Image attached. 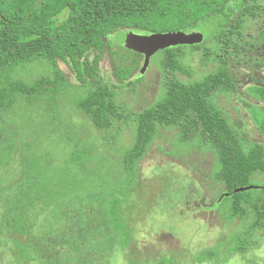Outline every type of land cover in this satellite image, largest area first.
I'll return each instance as SVG.
<instances>
[{
    "label": "trees",
    "instance_id": "1",
    "mask_svg": "<svg viewBox=\"0 0 264 264\" xmlns=\"http://www.w3.org/2000/svg\"><path fill=\"white\" fill-rule=\"evenodd\" d=\"M241 1L248 5L242 6L239 0H0V116L12 113L22 99L32 103L47 98L45 110L54 106L56 111L50 118L44 112L35 116L27 111L19 123L12 121L18 131L0 126V169L20 161V152L25 155V165L19 170L21 179L6 184L9 178H0V247L6 240L12 242L21 256L30 260L35 256L18 237L33 238L35 254L41 259H51L56 255L42 250L43 239L59 246L68 242L69 252L76 254V241L86 244L90 237H96L93 229L97 217L93 215L98 209L90 203L84 210L79 206L87 219L80 215L69 218V223H63L68 232L60 231L51 236L52 226L60 225L71 216L69 212L75 211L72 205L76 200L82 204L84 195L89 198L91 189L101 187L100 182L93 179L91 169L85 166L93 150H73L63 165L52 166L47 159L46 135L54 132L59 121L58 99L71 89L79 94L76 99L79 111L98 130H109L117 127L116 123H125L127 118L133 117L135 141L120 159V175L113 178L117 181H107L104 173L99 178L104 183L103 190L108 187L110 194L99 208L103 215L99 219L102 230L98 233H115L113 238L104 236L105 239L113 242L117 239L122 248L131 244L132 211L124 205H129L133 188L141 182V159L154 141L158 127L164 126L178 129L184 141L197 138L213 143L221 162L217 177L227 189L221 200L229 201L231 217L248 222L247 230L231 252H246L259 244L257 236L264 234V184L249 185V180L257 171L264 172V145L252 141L237 121L229 119L217 101L219 93L238 90L239 65L264 68V30H259V37H253L257 28L245 19L262 17L264 6L253 4L257 0ZM209 21L217 25L214 36L204 37L198 44L159 50L163 53L166 94L156 105L131 114L128 103L120 98L119 86L109 82L101 72L100 60L110 47L111 37L129 31L142 34L190 31ZM263 24L259 23L258 27ZM214 37L220 48L218 55L212 58L216 69L197 81L181 79L182 49L192 47V53L206 55L208 49L204 45ZM115 51L125 55L123 64L116 67V74L122 83L132 85L135 82L127 80L140 67L145 55L127 48L125 43ZM61 61L69 65L76 83L66 76ZM36 62L54 68V78L42 77L32 84L17 78L19 68ZM248 90L264 101V86ZM261 115L264 110H257L255 106L254 117L264 133V116ZM20 127L26 137L19 132ZM16 132L21 133L19 140ZM30 135L35 136L27 140ZM244 186L252 188L235 192ZM51 237L56 239L54 243ZM94 249V246L81 248L84 264L91 263ZM216 251L214 255L210 253V260L217 257ZM196 259L203 262L205 256L199 254Z\"/></svg>",
    "mask_w": 264,
    "mask_h": 264
},
{
    "label": "rangeland",
    "instance_id": "2",
    "mask_svg": "<svg viewBox=\"0 0 264 264\" xmlns=\"http://www.w3.org/2000/svg\"><path fill=\"white\" fill-rule=\"evenodd\" d=\"M254 3L264 6V0H257ZM239 4L248 5L246 1L241 0ZM245 19L250 26L256 28L259 23H264V13L262 17H245ZM196 30H200L206 38L211 34L214 36L218 31L217 25L212 21L202 24ZM126 35L127 33L120 32L111 37L110 47L103 52L100 66L105 78L119 86L120 98L128 103L131 114H136L156 105L166 94L163 53L157 51L153 54L145 70H142L144 65L142 58L140 67L127 80V82L135 83L126 85L116 74V67L120 63L123 64L125 55L115 51L125 43ZM204 47L208 49L206 55L192 53V47L182 49L184 54L180 60L184 69L179 74L181 79L197 81L216 69V62L212 58L220 51L217 39L214 37L212 41L205 43ZM93 56L92 54L91 58ZM60 65L66 76L76 83L69 65L64 61H61ZM16 74L18 79L32 84L42 77L54 78V68L46 63L36 62L29 64L26 68H19ZM237 79L238 90L219 93L217 101L229 119L237 121L252 141H258L264 145V133L254 117V107L257 106V110L264 109V101L247 93L250 85H264V68L239 65ZM78 95L71 89L58 99L59 121L53 128L54 132L49 131L46 135L47 159L52 166L63 165L73 150L86 148L93 150L94 153L86 161L85 166L88 170L91 169L93 179L100 182L101 187L91 189L89 198L84 195L82 204L76 200L72 205L75 211L69 212L71 216L62 220L60 225L52 226L54 232L51 236H55L60 231L67 233L68 229L64 227V224L70 222L69 218L80 215L82 219H87L85 213L81 214L79 206L84 210L85 205L90 203L92 207L98 209L97 212H93V216L97 217L96 227L93 229L96 237L94 239L90 237L86 244L76 241L74 243L78 248L76 254L69 252L71 246L68 242L59 246L43 239L42 250H48L49 253L58 256L51 259H41L35 254L33 238L29 240L18 237L35 256L30 260L24 259L21 251L15 249L16 245L6 240L0 247V264H84L81 248L90 246L95 248L92 254L94 258L91 259L90 264H264V234L257 236L259 244L248 251L231 252L247 230L248 222L231 217L229 201L226 203V200H221L227 189L225 183L217 177L221 166L217 148L213 143L197 138L184 141L181 139L180 131L174 127H158L154 141L140 162L141 182L133 188L129 205L124 203V208L132 211V219L129 223L133 229L131 244L122 248L117 239L113 242L104 238V236L113 238L114 232L107 235L98 233L102 230L99 219L103 215V211L99 208L110 194L108 187L105 191L103 190L104 183L99 178L101 173H104L107 175V181H113V178L120 175V159L135 141V127L133 117L130 116L125 123H116L117 127L98 130L79 111L76 103ZM47 107V98L32 103H26L22 99L12 113L4 114V117L0 116V126L2 128L10 126L18 131L17 124L12 121H18L26 115L27 111H31L28 113H34L35 116L44 112L45 116L53 117L56 113L55 107L45 110ZM19 132L26 137L22 127ZM34 136L30 135L27 140L33 139ZM24 157L25 155L20 152V161H13L7 169H0V178H9V181H4L6 184L21 179L19 170L25 165ZM126 183L128 186L132 184L130 181ZM263 184L264 172L262 171L254 173L249 180V185L262 186ZM66 239L71 240V237L66 236ZM55 240L51 237L53 243ZM59 249L63 251L56 252ZM97 250L99 254L96 255ZM215 251L217 257L210 260V253L214 255ZM67 254L70 256L68 257ZM199 254L205 256L203 262L196 259Z\"/></svg>",
    "mask_w": 264,
    "mask_h": 264
},
{
    "label": "water",
    "instance_id": "3",
    "mask_svg": "<svg viewBox=\"0 0 264 264\" xmlns=\"http://www.w3.org/2000/svg\"><path fill=\"white\" fill-rule=\"evenodd\" d=\"M204 37V34L199 30H172L151 34L129 31L126 35L125 45L129 49L145 55L143 66V70H145L149 65L151 56L157 51L171 46L198 44L204 40ZM249 188H252V186L239 187L235 192L244 191Z\"/></svg>",
    "mask_w": 264,
    "mask_h": 264
},
{
    "label": "flooded vegetation",
    "instance_id": "4",
    "mask_svg": "<svg viewBox=\"0 0 264 264\" xmlns=\"http://www.w3.org/2000/svg\"><path fill=\"white\" fill-rule=\"evenodd\" d=\"M257 29H256V32L255 33H253L252 35H253V37H259V35H260V31L259 30H261V29H263L264 30V24L259 28L258 26L256 27ZM241 37V36H240ZM144 61H145V58H144ZM144 66V65H143ZM142 70H143V67H142ZM254 86H264V85H262V84H254V85H250V87L249 88H253ZM248 94H249V96H254V97H256L252 92H247ZM258 99V98H257ZM260 100V99H259ZM261 101H263V100H261ZM264 110V109H263Z\"/></svg>",
    "mask_w": 264,
    "mask_h": 264
}]
</instances>
